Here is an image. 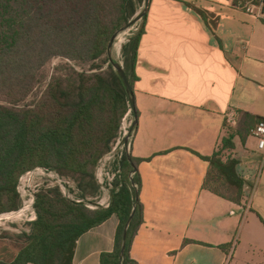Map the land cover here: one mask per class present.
I'll return each mask as SVG.
<instances>
[{"label":"crops","instance_id":"obj_1","mask_svg":"<svg viewBox=\"0 0 264 264\" xmlns=\"http://www.w3.org/2000/svg\"><path fill=\"white\" fill-rule=\"evenodd\" d=\"M237 2L255 0H149L129 77L135 127L127 156L139 160L142 206L129 255L137 264H264V150L249 136L264 121V11L249 15ZM244 114L253 122L243 129ZM229 134L223 160L238 161L245 205L203 188L208 166L199 156ZM117 224L111 216L81 235L72 264H99ZM22 246L0 239V264Z\"/></svg>","mask_w":264,"mask_h":264},{"label":"trees","instance_id":"obj_2","mask_svg":"<svg viewBox=\"0 0 264 264\" xmlns=\"http://www.w3.org/2000/svg\"><path fill=\"white\" fill-rule=\"evenodd\" d=\"M134 1L0 0V220L8 219L3 213L21 207L19 178L36 168L75 181L82 200L67 199L57 187H39L34 193L36 220L29 233H22L23 246L9 264H72L79 237L111 216L118 220L113 249L100 255L99 264H137L129 251L142 222L139 160L123 156L113 184L117 190L107 208L94 200L99 195L95 167L109 152L130 108L105 55L111 37L136 13ZM140 31L141 27L121 47L128 80ZM122 34L114 39L113 54ZM56 57L88 65L89 71L53 75L42 97L25 104L43 79L42 68ZM97 62L106 64L105 70ZM62 69L65 65L56 71ZM244 118L243 129L253 122L249 114ZM231 139L232 134L223 137L216 151L199 157L208 166L203 188L239 204L243 181L237 174L238 161L223 160V151L233 148ZM133 208L120 261L122 230Z\"/></svg>","mask_w":264,"mask_h":264},{"label":"built area","instance_id":"obj_3","mask_svg":"<svg viewBox=\"0 0 264 264\" xmlns=\"http://www.w3.org/2000/svg\"><path fill=\"white\" fill-rule=\"evenodd\" d=\"M236 8L243 10L249 15L259 17L264 11V0H255V3L237 2ZM225 119L227 127L233 128L237 125L236 115L233 111H229L226 114ZM131 126V109L129 108L121 120L118 135L115 138L114 142L111 144L109 152L98 160L95 167L94 176L97 184L99 185V195L94 200L96 201L98 198H100L97 202H95V204L99 207L107 208L110 205L111 199L109 194L115 189L113 187V184L120 176V161L124 155L128 154L129 138L132 132ZM249 136L256 140V145L259 150H264V121L257 122L249 130ZM125 138H127L126 143L124 141ZM31 174H37L41 177H44L45 186L57 187L62 195L67 199L76 203L82 201L81 199H74V197H72L75 191L72 187L71 182L66 178L60 177L53 171H47L43 168H36L25 173L19 178L16 187L17 193L21 198V207L16 211L4 214L9 215L8 219L3 218L5 221H10L11 219L24 217V221L28 224V226L24 229V233H29L30 224L36 220V212L33 207L34 193L36 191L34 190L27 193L26 190L21 188L23 182L26 181V177ZM115 190H117V188ZM254 190L255 188H253L252 190H248V195L251 196ZM242 200L245 205L247 202V200L245 202V195L242 196ZM88 207L91 209L95 208L94 206Z\"/></svg>","mask_w":264,"mask_h":264},{"label":"rangeland","instance_id":"obj_4","mask_svg":"<svg viewBox=\"0 0 264 264\" xmlns=\"http://www.w3.org/2000/svg\"><path fill=\"white\" fill-rule=\"evenodd\" d=\"M134 4L136 6V13L134 14V16H135V15H137L143 11V0H142V2H137V0H136V1H134ZM134 16H132L131 19H129V21H131L134 18ZM142 20H143V18L138 20L133 25H131L127 28H126V24H127L126 23L122 27L123 30H121V31L118 30L115 33L116 35H118L121 32H123L122 37L118 42V45L120 44V42L124 38L123 42L121 44V47H122V45L127 43V41L129 40L130 37H132L134 34L137 33L138 29L141 27ZM105 57H107V53H106ZM112 58L114 60L118 61L122 65L121 49H120L119 54L116 57L112 52ZM97 63L102 65L101 62H97ZM60 65H65L66 69L56 71V68ZM106 67H107L106 64L102 65L101 70H105ZM71 69H73L76 72L89 71V66L85 65V64L81 65V64L76 63L75 61H70V60H67L64 58H59V57L53 58L49 62H47L46 65L42 68V70L40 72V74L43 76V79L35 87L33 92L28 96L25 104L30 103V102H36L42 97V93L45 91L46 86L50 82L53 75L71 73V71H72ZM68 180L71 182L72 187L74 188V191H75L74 194L72 195V197H74V199H79L80 197L78 196V194H79L78 191L76 193V186H75L76 182L73 180H70V179H68ZM41 186H45V178L41 177L37 174H31V175H28L26 177V181L23 182V184L21 185V188L26 190V192L28 193V192H32L34 190L37 191V189ZM109 195H110V199H111L112 191L110 192ZM100 197H101V194H100ZM99 199L100 198H98L95 202H97ZM88 206H91V205H88ZM3 214H6V213H3ZM0 215H2V214H0ZM24 220H25L24 217H22V218L18 217V218L12 219L10 221H5L4 219L0 220V239H2L4 236H6V237L13 236V237L19 238L20 240H23L22 233H24V229L28 226V224Z\"/></svg>","mask_w":264,"mask_h":264},{"label":"water","instance_id":"obj_5","mask_svg":"<svg viewBox=\"0 0 264 264\" xmlns=\"http://www.w3.org/2000/svg\"><path fill=\"white\" fill-rule=\"evenodd\" d=\"M148 3H149V0H143V11L140 12L139 14L135 15L134 18L129 21L127 24H126V28L133 25L135 22H137L138 20L142 19L145 17L146 15V10H147V7H148ZM123 30L120 29V31ZM119 31V32H120ZM117 35H113L111 37V39L109 40V43H108V47H107V58H108V61L109 63L111 64L113 70L116 72L117 76L119 77V79L121 80L122 82V85L124 87V90H125V93L127 95V98H128V104L131 108V110H133V98H132V89H131V85L129 83V80L123 70V67L122 65L114 60L112 58V45H113V42H114V39ZM135 124V121L133 120L132 121V126L131 128L134 126ZM125 143L127 142V138H125ZM127 159H129V157L127 156ZM133 213H134V208L132 209L124 227H123V230H122V235H121V245H120V252H119V259L120 261L122 260V256H123V253H124V249H125V240H126V235H127V230H128V226L132 220V217H133Z\"/></svg>","mask_w":264,"mask_h":264},{"label":"bare ground","instance_id":"obj_6","mask_svg":"<svg viewBox=\"0 0 264 264\" xmlns=\"http://www.w3.org/2000/svg\"><path fill=\"white\" fill-rule=\"evenodd\" d=\"M124 39V38H123ZM123 39H122V41L120 42V44L117 46V50H116V52H115V57L119 54V52H120V49H121V44H122V42H123ZM28 191V190H27ZM12 220V219H11ZM21 223V222H20ZM17 230V229H16Z\"/></svg>","mask_w":264,"mask_h":264}]
</instances>
